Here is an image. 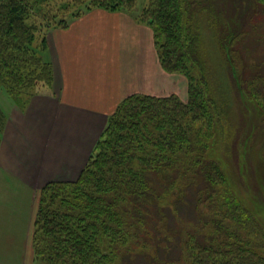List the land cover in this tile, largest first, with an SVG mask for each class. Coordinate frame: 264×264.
<instances>
[{"label": "trees", "instance_id": "obj_1", "mask_svg": "<svg viewBox=\"0 0 264 264\" xmlns=\"http://www.w3.org/2000/svg\"><path fill=\"white\" fill-rule=\"evenodd\" d=\"M135 2L0 0V89L26 105L37 85L52 83L51 64L42 55L47 42L39 36L44 24L31 20L50 15L51 4L61 11L77 7V17L93 8L131 11ZM250 2L251 13L264 19V0ZM224 8L218 0H149L134 15L151 27L162 68L187 77V101L133 93L119 102L79 177L38 190L31 232L35 264H138L140 256L144 264H264L263 227L231 191L221 192L224 172L207 156L218 107L208 96L203 26L210 27L222 58L238 52L245 64L252 59L251 50L236 47L248 31ZM257 67L262 69L253 74L243 71L241 82L261 103L264 84H257L264 82V60ZM5 120L0 106V132ZM200 121L206 128L195 124ZM188 205L193 219L185 220ZM172 216L176 226L163 234L160 225Z\"/></svg>", "mask_w": 264, "mask_h": 264}, {"label": "crops", "instance_id": "obj_2", "mask_svg": "<svg viewBox=\"0 0 264 264\" xmlns=\"http://www.w3.org/2000/svg\"><path fill=\"white\" fill-rule=\"evenodd\" d=\"M53 81L21 109L9 98L0 142V264H34L35 192L75 180L108 115L133 93L162 95L173 82L158 62L150 28L127 13L93 8L47 34ZM160 87V88H159Z\"/></svg>", "mask_w": 264, "mask_h": 264}, {"label": "rangeland", "instance_id": "obj_3", "mask_svg": "<svg viewBox=\"0 0 264 264\" xmlns=\"http://www.w3.org/2000/svg\"><path fill=\"white\" fill-rule=\"evenodd\" d=\"M218 1L221 7H225V14H233V16L236 17V21L238 23L241 22V28L248 31L246 35L242 37L241 42L237 43L239 45L236 47L242 50H251L252 54L250 53V57L252 59L249 61L250 64L247 63V61L245 64L244 61L240 59L238 52H233L232 54L226 53V56L224 55V58L226 59L225 61V59L221 57V54L223 53L220 49H218L217 46L214 47V44L212 42L213 39L208 34L210 27H208L206 24L203 26V31H205L203 49L205 50V53L207 52L206 59L209 64L207 77L211 82L210 92L208 93V96L213 98L211 99V101H213L214 105L218 107L214 125L215 135L207 151V156L217 161L224 172L225 182L220 189L221 192L224 193L228 192V190L231 191L243 203V205L248 208L251 213H253V215H255L257 220L260 222V225L264 229V101H261V104L255 98V100L251 98L252 95H247L242 88L241 82V79L244 76L243 71H245V73L250 71V73L253 74V72H257V68L262 69L261 67H257V65L259 60H264V38L259 40L260 33L264 30V19L262 18L261 14L256 15L255 13H251L253 11L254 5L250 2V0ZM148 4L149 0H136L135 6L131 11L121 10L119 12L127 13L134 18V15L139 14V12ZM58 5L59 4L57 3L51 4L53 12L46 17L37 16L31 18L33 22H42V24H44L40 27L41 30L39 36H44L46 42L48 39L47 34L50 29L68 28L70 24L83 17L90 11L89 10L77 17H73V13H76L77 7H72L68 10L61 11ZM57 8L58 10H56ZM61 20L70 22L67 27H61L58 25L60 24ZM49 22L53 23L51 24L52 26L48 28L45 27L46 24H50ZM140 24H142L146 28L151 29V27L147 25V23ZM153 44L157 51L154 39ZM243 55L247 56L248 54L244 53ZM158 62L160 68L164 72L173 74V82H170L167 91L161 92L162 95L155 96H168L169 94H175L181 100L187 101V77L181 72H169L164 70L160 64L159 58ZM49 63L51 64V62ZM252 64L253 66L255 64V69H252L250 67L252 66ZM248 65L249 67H246ZM51 67L54 74L52 64ZM260 71L259 72L261 73L262 78H264V71ZM191 75L197 77L199 76V72L192 71ZM263 84L264 82H262L261 84L259 82L257 86H263ZM42 85L43 84L37 85L36 90H41V88H38ZM256 91H258L257 88ZM262 92L261 93L264 95V90ZM9 98L13 100V98L9 96L7 90L5 88H1L0 106L3 110L4 115L6 116V120L7 111L4 106L9 103ZM23 100H25L24 97H22L21 101ZM15 104L21 109L26 108L27 105H19L18 102H15ZM195 124H199L200 126L206 128V124L203 121L195 122ZM4 128L5 125L0 132V142ZM79 175L77 176V178L79 177ZM39 189H37V191L35 192L36 208L38 201L37 193ZM189 205L187 206V208L185 207L186 209L184 208L185 210L183 209V213H185L183 217L185 220L193 219L192 215L188 214ZM175 226L176 220L173 216L168 219L166 227L162 224L160 225L163 234L167 235L170 234L169 228H174ZM141 257L143 258L144 256H140L137 259L138 264L139 260H141L140 264L145 263L144 259H142ZM153 264L156 263L153 262Z\"/></svg>", "mask_w": 264, "mask_h": 264}]
</instances>
